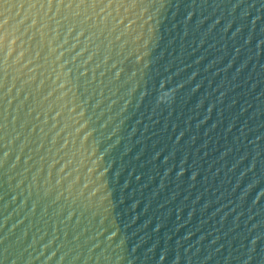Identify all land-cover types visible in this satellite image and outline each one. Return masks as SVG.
<instances>
[{
  "label": "water",
  "instance_id": "95a60500",
  "mask_svg": "<svg viewBox=\"0 0 264 264\" xmlns=\"http://www.w3.org/2000/svg\"><path fill=\"white\" fill-rule=\"evenodd\" d=\"M0 264H264V0H0Z\"/></svg>",
  "mask_w": 264,
  "mask_h": 264
}]
</instances>
